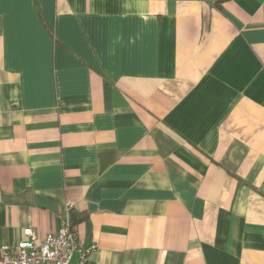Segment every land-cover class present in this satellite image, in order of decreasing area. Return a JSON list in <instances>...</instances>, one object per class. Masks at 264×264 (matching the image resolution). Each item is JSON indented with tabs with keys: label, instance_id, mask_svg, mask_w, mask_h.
Masks as SVG:
<instances>
[{
	"label": "crops",
	"instance_id": "0c3cea01",
	"mask_svg": "<svg viewBox=\"0 0 264 264\" xmlns=\"http://www.w3.org/2000/svg\"><path fill=\"white\" fill-rule=\"evenodd\" d=\"M70 209L92 264H264V0H0V254Z\"/></svg>",
	"mask_w": 264,
	"mask_h": 264
},
{
	"label": "built area",
	"instance_id": "2783aa9c",
	"mask_svg": "<svg viewBox=\"0 0 264 264\" xmlns=\"http://www.w3.org/2000/svg\"><path fill=\"white\" fill-rule=\"evenodd\" d=\"M22 235L24 238L14 247L2 251L0 264H92L89 257L95 247L80 245L68 217L59 232L40 240L32 228L23 229Z\"/></svg>",
	"mask_w": 264,
	"mask_h": 264
},
{
	"label": "trees",
	"instance_id": "16d2710c",
	"mask_svg": "<svg viewBox=\"0 0 264 264\" xmlns=\"http://www.w3.org/2000/svg\"><path fill=\"white\" fill-rule=\"evenodd\" d=\"M68 218L71 228H74L78 223L86 219V215L82 212H78L74 209L68 211Z\"/></svg>",
	"mask_w": 264,
	"mask_h": 264
},
{
	"label": "rangeland",
	"instance_id": "374dc122",
	"mask_svg": "<svg viewBox=\"0 0 264 264\" xmlns=\"http://www.w3.org/2000/svg\"><path fill=\"white\" fill-rule=\"evenodd\" d=\"M73 260H74V258H73Z\"/></svg>",
	"mask_w": 264,
	"mask_h": 264
}]
</instances>
